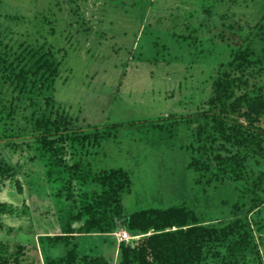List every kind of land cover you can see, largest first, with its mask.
I'll list each match as a JSON object with an SVG mask.
<instances>
[{
  "label": "rangeland",
  "instance_id": "374dc122",
  "mask_svg": "<svg viewBox=\"0 0 264 264\" xmlns=\"http://www.w3.org/2000/svg\"><path fill=\"white\" fill-rule=\"evenodd\" d=\"M69 1L0 0V34L12 51L24 41L47 43L54 53L64 49L54 83L55 107L76 118L75 126L83 129L119 124L98 146L75 145L69 160L83 164L91 174L116 168L127 173L129 188L120 196L124 216L183 206L204 226L240 217L233 204L246 200L232 185H196V174L186 169L185 147L193 125L175 123L173 136L167 138L151 132L147 123L200 111L214 69L258 20L264 0H73L76 15L83 18L78 33ZM176 36L195 40L187 46ZM20 167L29 171L27 190L19 177L21 193L11 179L0 186V203L16 212L3 215L0 240L33 243L36 249L31 248L23 261L29 264L41 258L37 233L58 231L60 203L49 195L38 164ZM121 230L93 237L86 248L115 264L114 233ZM260 250L264 258V240ZM62 253L58 246L47 251L52 257ZM207 263L215 264L210 259Z\"/></svg>",
  "mask_w": 264,
  "mask_h": 264
},
{
  "label": "trees",
  "instance_id": "16d2710c",
  "mask_svg": "<svg viewBox=\"0 0 264 264\" xmlns=\"http://www.w3.org/2000/svg\"><path fill=\"white\" fill-rule=\"evenodd\" d=\"M69 2V11H75V31L82 32L83 18L76 15V2ZM2 36L0 186L11 179L17 193H21L20 182L27 190L28 170L20 166L36 163L49 195L60 203L58 231L37 233L41 258L30 259L29 264H111L99 252L91 253L86 243L120 229L130 238L117 243L115 264H208V259L215 264H264L260 250L264 240V9L230 48L226 61L214 69L199 112L147 123L151 132L167 138L173 136L175 123L193 125L185 167L196 174L194 183L206 187L228 183L246 200L233 204L235 214L241 216L223 225L204 226L183 206L141 209L124 216L120 196L129 188L127 173L116 168L91 174L83 164L69 160L75 145L98 146L119 124L76 127L78 120L53 103L64 49L54 53L47 43L24 41L12 51ZM176 38L187 46L195 40ZM89 185L98 190H85ZM15 213L0 203V231L3 215ZM31 244L0 240V264H23L28 251L36 249ZM56 246L63 253L48 255Z\"/></svg>",
  "mask_w": 264,
  "mask_h": 264
},
{
  "label": "built area",
  "instance_id": "2783aa9c",
  "mask_svg": "<svg viewBox=\"0 0 264 264\" xmlns=\"http://www.w3.org/2000/svg\"><path fill=\"white\" fill-rule=\"evenodd\" d=\"M114 234H115V237H116L115 239H116L117 243L125 242L130 238V235L127 234L125 231H122V230L118 231Z\"/></svg>",
  "mask_w": 264,
  "mask_h": 264
}]
</instances>
